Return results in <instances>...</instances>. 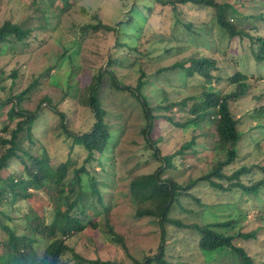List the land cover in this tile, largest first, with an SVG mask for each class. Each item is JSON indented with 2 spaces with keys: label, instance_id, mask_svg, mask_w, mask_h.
<instances>
[{
  "label": "rangeland",
  "instance_id": "obj_1",
  "mask_svg": "<svg viewBox=\"0 0 264 264\" xmlns=\"http://www.w3.org/2000/svg\"><path fill=\"white\" fill-rule=\"evenodd\" d=\"M214 1L221 4L223 13L238 29L264 35V0ZM133 3L147 16L145 35L141 38L126 24L123 29L129 32L119 36H116L119 28L116 31L92 28V24L99 22L117 28ZM178 5L176 13L171 6L154 0H0V26L10 20L31 30L23 41L10 36L8 42L0 45V137L8 138L9 129L16 127L19 118L11 114L14 102L20 109L37 111L30 129L22 134L23 141L17 143L19 153L28 151L34 156H46L53 167L68 160L66 181L72 170L83 164L90 172L102 195V202L96 198L88 202V212L95 214L97 228L88 226L67 239L73 251L86 259L136 264L134 259L156 253L160 245L161 234L155 220L151 216H135L138 206L129 182L137 175L154 172L162 159L153 156L154 146L143 132L146 119L141 104L127 88L116 89L113 80L130 89L137 87L140 78L144 81L142 95L150 107H160L154 110L160 116L154 120L150 137L157 139L161 155L174 153L194 137V145L175 154L173 167L161 172L162 178L173 176L184 183L191 177L208 174L213 161L224 159L226 152L220 154L215 148L213 125L200 122L178 127L165 119L167 115L180 123L187 120L192 116L188 108L205 90L202 77L196 73L188 75L174 63L187 66L192 57L214 58L217 68L212 73L221 80H212L211 86L227 93L234 88L227 83L228 76L237 71L246 74L248 87L243 97L230 102L241 133L235 146L238 156L222 172L231 175L245 167L248 172L239 178L244 185L264 178V62L254 60L247 37L233 38L218 24L213 7L202 8L191 2ZM189 22L193 24L191 27ZM128 46H136L137 50L131 51ZM92 85L100 102L99 116L112 134L102 155V166L84 161L86 151L72 144L58 114H64V123L72 133L90 130L95 121L89 103ZM20 93L21 98L10 102L11 97ZM42 99L45 101L41 102ZM182 101L185 103L181 104ZM163 105L170 106L163 108ZM7 125L9 129L5 130ZM3 150L0 144V153ZM25 159L29 161L28 157ZM23 168L21 162L13 160L1 175L16 176ZM90 175L82 173L81 182L87 184ZM213 180L224 186L235 181L216 177ZM190 191L199 204L183 196L182 208L175 204L171 217L185 224L239 217L230 232L237 228L242 233L256 229V234L250 239L235 238V243L249 255L264 260V184L256 196L237 187L223 191L206 181ZM57 196L58 192L51 189L36 191L28 199L13 201L9 194L0 199V241L8 238L4 226L18 234H30L27 215L51 220ZM198 240L199 234L194 229L167 226L164 246L170 264H241L232 251H222L221 255L207 259L198 248ZM34 246L37 252L43 251V245ZM68 258L70 253L64 259ZM75 262L74 259L68 264Z\"/></svg>",
  "mask_w": 264,
  "mask_h": 264
},
{
  "label": "trees",
  "instance_id": "obj_2",
  "mask_svg": "<svg viewBox=\"0 0 264 264\" xmlns=\"http://www.w3.org/2000/svg\"><path fill=\"white\" fill-rule=\"evenodd\" d=\"M54 0H51L53 2ZM162 5L171 6L172 10L176 11L178 4H185L187 2L193 3L198 7H213L218 24L226 29L231 37L238 35L240 39L247 37L249 39V47L256 62H264V35L252 34L247 29H238L233 20L223 13L221 4L216 3L214 0H154ZM178 5V6H177ZM151 9V8H150ZM139 15V17H136ZM126 19H121L118 22L117 28L99 22L92 24L94 30L103 28L107 31H116V36L119 34H127L129 30H124L123 25H128L132 32H137V38L145 35V23H147V16H144L140 8L133 3L130 7ZM263 19V18H262ZM145 20V22H144ZM122 25V27H121ZM192 22L188 23L191 27ZM258 25L253 29H257ZM31 33L29 28H24L17 22L10 20L5 21L0 26V45L8 42V38L12 36L15 41H23ZM146 38L148 36H145ZM129 50L136 51V46H128ZM143 55L144 52H143ZM189 65L184 63H174L173 66L182 67L186 70L188 75L197 74L204 80V91L200 98L196 100L188 108L189 117L184 122L174 121L172 117L164 116L167 121L178 127H184L187 124L198 125L200 122L213 125L212 136L215 137V148L218 153L223 154L226 152V157L222 160L213 161L211 170L208 174L199 175L189 178L186 182L181 183L169 176L166 178L161 177V172L167 167H173V158L175 154H181L183 149L193 146L195 143L194 137L182 143L181 147L174 153L161 155L159 147H157L156 140H152L150 132L154 124V120L160 115H156L154 110L160 109L159 105L150 107L147 99L141 93V87L144 81L140 78L137 82V87L130 89L125 85L116 84L115 80L112 85L116 89L127 88L135 96L137 101L142 106V111L146 119V124L143 132L147 135L146 139L153 144L155 152L153 156L161 158V165L152 173L137 175L129 182V189L133 193V201L137 205L135 212L136 217L151 216L159 227L161 234L160 245L158 251L152 255H146L141 260L134 259L136 264H170L166 253L165 234L167 233V226L175 224L187 228L194 229L199 234L198 248L207 259H212L214 255H221L222 251H232L234 257L238 259L241 264H264V260L258 259L253 255H249L246 250L235 243V238L250 239L255 237L256 229L249 233H242L237 228L235 232L231 233L230 229L234 228L238 222L236 219H227L221 221H204L192 222L189 224L182 223L181 220L171 217L169 214L175 204L180 208V200L183 196H188L199 204V199L190 191L198 184L207 182L213 187L220 190H231L233 187L240 188L243 193L257 195L259 190L264 184V178L255 181L250 185H244L240 181L241 174L248 172L245 167H240L226 175L222 172L226 165L233 162L238 156V151L235 148L241 138V133L237 128V119L234 117L230 110V102L237 101L245 93L248 83L247 75L241 71H237L228 76L227 83L234 85V88L229 92L214 89L213 81H220V77H215L212 70L217 68L216 60L212 57H199L190 58ZM16 72V71H14ZM13 72V74H14ZM16 74V73H15ZM101 79V77H100ZM99 79V83H100ZM89 89L91 90L90 86ZM96 87L92 85V92L89 96V103L91 111L94 113L95 121L90 130L84 133H72L67 129L64 123L65 116L62 112L60 115V125L64 128V132L68 137L72 138L73 145L82 147L87 155L84 161L86 163L95 161L98 165H103L102 155L108 148L111 141L112 134L106 129L102 119L99 116L100 102L95 98ZM23 93L18 94L16 97H11L10 102L14 99L21 98ZM10 98L7 99L9 101ZM42 99L41 102H44ZM184 104L185 101L180 102ZM175 105V103H172ZM170 104V105H172ZM169 105V106H170ZM169 106H164L167 108ZM39 109V108H37ZM11 114L19 119L15 123L16 127L9 129L8 125L4 128L9 129L10 136L8 138L0 137V144L4 146V150L0 153V199H4L9 194L12 200L22 198L28 199L36 191H49L55 189L58 192L56 198V207L53 212L51 220L46 221L44 217L28 216L25 220L29 224L30 234H18L15 230H11L4 226L7 231L8 238L5 241H0L2 244V253L0 254V264H68L75 259V264H124L111 259L108 260H90L81 257L75 253L72 247L67 243V239L75 233L82 232L88 226L97 228V221L94 215L88 212L89 204L92 202L91 198H96L102 202V195L96 186V182L90 172L86 169L84 164L80 167L74 168L66 181L69 171L70 162H60L56 167L50 165L46 156H34L28 151L22 154L18 151L17 143L23 141V132L30 129V122L37 116V111H28L20 109L16 104L11 105ZM255 112L251 113L254 116ZM63 122V123H62ZM264 145V136H263ZM264 148V146H263ZM97 153L95 156L94 154ZM28 157L29 161H26ZM13 160H17L24 165L21 172H17L16 176L9 174L2 177L1 172L7 169ZM93 170V169H92ZM85 173L90 175L89 182L83 184L81 182V174ZM14 176L16 178H14ZM213 177L218 179H234V182L224 186L220 182L213 180ZM16 188H19L16 190ZM241 216V215H239ZM201 217V215L199 216ZM203 218V215H202ZM199 219V218H198ZM264 219V213L262 220ZM111 231H113L110 228ZM119 241L125 248V243L122 238L118 236ZM36 244L43 245V251L37 252L35 249ZM67 253L71 254V258L64 259Z\"/></svg>",
  "mask_w": 264,
  "mask_h": 264
}]
</instances>
